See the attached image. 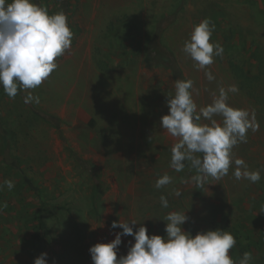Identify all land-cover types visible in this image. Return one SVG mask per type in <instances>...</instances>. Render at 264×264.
I'll use <instances>...</instances> for the list:
<instances>
[{
	"label": "rangeland",
	"instance_id": "1",
	"mask_svg": "<svg viewBox=\"0 0 264 264\" xmlns=\"http://www.w3.org/2000/svg\"><path fill=\"white\" fill-rule=\"evenodd\" d=\"M34 3L51 14L63 11L73 36L40 86L18 89L14 99L0 86V184L14 182L12 190L0 191V204H7L0 210V264H34L42 253L48 264H93L90 247L122 232L111 228L113 221L134 219V231L143 224L149 236L165 237L164 218L173 211L185 212L182 229L193 236L229 231L236 240L229 256L237 264L245 252L251 253L250 264H264V0ZM205 18L215 25L210 42L224 48L208 66L211 82L183 52L193 27ZM155 33L184 80L193 81L197 111L219 87H238L227 103L254 112L259 130H248L247 142L233 148V160L259 170L258 182L237 180L233 163L221 180L209 177L197 188L183 182L196 174L189 162L181 172L170 167L178 138L162 128L161 117L168 114L178 79L164 56L158 64L148 62ZM29 92L39 103H24ZM213 119L222 121L219 115ZM200 122L209 123L203 117ZM165 173L172 182L155 188ZM41 219L47 230L40 228ZM121 240L117 258L135 242L133 236Z\"/></svg>",
	"mask_w": 264,
	"mask_h": 264
},
{
	"label": "clouds",
	"instance_id": "2",
	"mask_svg": "<svg viewBox=\"0 0 264 264\" xmlns=\"http://www.w3.org/2000/svg\"><path fill=\"white\" fill-rule=\"evenodd\" d=\"M215 25L205 18L195 25L190 38L185 41L183 52L193 61L197 70H204L208 81L215 77L208 69L214 63V57H222L224 48L219 42H210ZM73 33L63 11L49 14L46 7L34 3V0H0V86L10 99H14L19 90L35 89L57 69L56 58L71 48ZM174 95L167 100L168 114L161 117L163 129L175 138L171 149L170 167L176 172L185 169L189 162L195 170L189 180L197 188H203L208 178L221 180L234 163V177L247 179L256 183L261 179L259 170H249L241 158L233 160V148L239 143L247 142V132L259 130L255 113L246 109L231 107L229 93L238 92L236 85L219 87L218 94H212V102L199 108L192 98L193 81L176 80ZM39 103V97L31 92L24 98V103ZM215 115L222 117L218 122ZM209 121L202 124L201 118ZM201 154V155H197ZM172 182L167 174L160 176L155 188L160 189ZM10 191L14 188L12 180L0 184ZM179 197L181 192L174 191ZM161 206H169L168 199L160 196ZM7 207L0 204V210ZM166 236L153 234L149 236L147 228L136 220L129 222L113 221L112 229L121 228L111 242H98L91 246L89 252L93 264H237L229 256L236 240L227 230L215 229L198 232L193 236L182 229L188 217L185 212L173 211L165 216ZM103 226V225H102ZM101 226V227H102ZM122 236H133L126 255L117 258V249ZM251 253L245 252L238 264H250ZM34 264H48L47 253L35 258ZM55 264V261H53Z\"/></svg>",
	"mask_w": 264,
	"mask_h": 264
},
{
	"label": "trees",
	"instance_id": "3",
	"mask_svg": "<svg viewBox=\"0 0 264 264\" xmlns=\"http://www.w3.org/2000/svg\"><path fill=\"white\" fill-rule=\"evenodd\" d=\"M48 9V8H47ZM49 14H51V11L48 10ZM160 42V37L155 33L152 35V39H150V50L146 56L148 62L154 64H158L162 61H160L159 59L162 58L163 56L165 58H167V64L171 67V69L174 72V75L177 79L179 80H184L183 74L181 69L179 68V66L177 65V62L174 58V55L169 52L168 50H166V48H164ZM7 156L4 158L5 161L8 160V152H6ZM8 162V161H7ZM11 162V161H9ZM8 162V163H9ZM14 168H18L17 163L15 161H12V163H10ZM25 181L29 184L30 188L33 190H37L39 191V187L34 183V181L29 178L26 177V175L24 176ZM40 228L47 230L46 224L45 222L41 219L40 220Z\"/></svg>",
	"mask_w": 264,
	"mask_h": 264
}]
</instances>
